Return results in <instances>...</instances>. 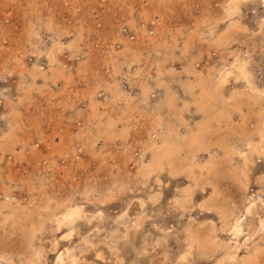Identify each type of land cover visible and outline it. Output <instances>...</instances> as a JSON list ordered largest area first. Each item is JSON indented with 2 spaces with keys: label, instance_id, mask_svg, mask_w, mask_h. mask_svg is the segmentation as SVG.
Listing matches in <instances>:
<instances>
[{
  "label": "rangeland",
  "instance_id": "1",
  "mask_svg": "<svg viewBox=\"0 0 264 264\" xmlns=\"http://www.w3.org/2000/svg\"><path fill=\"white\" fill-rule=\"evenodd\" d=\"M262 183L263 0H0V264H264Z\"/></svg>",
  "mask_w": 264,
  "mask_h": 264
},
{
  "label": "bare ground",
  "instance_id": "2",
  "mask_svg": "<svg viewBox=\"0 0 264 264\" xmlns=\"http://www.w3.org/2000/svg\"><path fill=\"white\" fill-rule=\"evenodd\" d=\"M264 1V0H263ZM33 72V71H32ZM260 93V92H259ZM253 95V94H252ZM193 100V99H192ZM257 100V99H256ZM257 102V101H256ZM258 107V106H257ZM258 110V109H257ZM202 113V112H201ZM163 124V123H162ZM262 127V126H261ZM112 132V131H111ZM183 137V136H182ZM181 145H184V144H181ZM155 156V155H154ZM150 159H151V157H150ZM155 160V159H154ZM153 160V161H154ZM159 162H161L158 158H157V160H156V163H155V166L153 165L154 164V162H153V166L152 167H156V166H160L159 165ZM142 164V163H141ZM154 168H152V169H150V170H153ZM141 169V168H140ZM145 169V168H144ZM218 174V173H217ZM262 184H264V183H262ZM260 200V199H259ZM253 208V207H252ZM247 210H249L250 211V209H247ZM76 211V210H75ZM221 212V211H220ZM75 213H77V212H75ZM70 214H72V212L70 213ZM69 215V214H68ZM75 215H77V214H75ZM15 216V215H14ZM65 216V215H64ZM64 219V218H63ZM241 219L240 218H238V219H236V221H235V223H232V228H233V230H234V232H232V233H234L236 236L237 235H239L240 234V232H241V230H242V226H241ZM251 223V222H250ZM264 223V222H263ZM262 223V224H263ZM24 228V227H23ZM262 228H260V230H261ZM255 230V229H254ZM250 234V233H249ZM66 236V235H65ZM195 236V235H194ZM193 236V237H194ZM198 237H200V236H197V239H198ZM206 237H208V236H206ZM195 238V237H194ZM201 238V241H202V237H200ZM196 240V239H195ZM206 240H208V238L206 239ZM197 241V240H196ZM201 241H200V243H201ZM204 242H206V241H204ZM197 243H199V242H197ZM202 243H203V241H202ZM207 243V242H206ZM204 244V243H203ZM207 244H209V242L207 243ZM211 244V243H210ZM212 245V244H211ZM196 246H199L198 244L196 245ZM203 246V245H202ZM210 247V246H209ZM56 256H58V261L59 262H61L63 259H62V256H61V254H59V255H56ZM98 256V255H97ZM56 259V260H57ZM71 264H72V262H71Z\"/></svg>",
  "mask_w": 264,
  "mask_h": 264
}]
</instances>
